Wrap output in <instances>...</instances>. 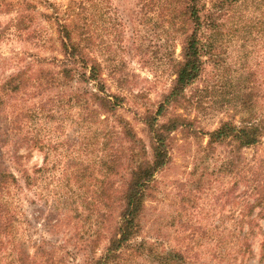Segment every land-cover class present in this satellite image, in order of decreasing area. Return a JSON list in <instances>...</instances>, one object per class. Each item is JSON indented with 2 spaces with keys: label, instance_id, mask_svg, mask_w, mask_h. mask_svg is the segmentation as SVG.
Returning <instances> with one entry per match:
<instances>
[{
  "label": "rangeland",
  "instance_id": "1",
  "mask_svg": "<svg viewBox=\"0 0 264 264\" xmlns=\"http://www.w3.org/2000/svg\"><path fill=\"white\" fill-rule=\"evenodd\" d=\"M184 5L185 0H3L0 5V82L23 68L33 74L32 77L38 76L39 69L57 72L53 65L38 62L61 59V25L73 26L79 7L87 8L91 55L99 62L106 92L122 99L120 109L109 118L108 125L119 129L120 121L126 123L148 147L141 117L153 114L172 86L183 38L191 31L190 22L179 16ZM199 5L201 20L221 24L223 35L214 45V54L202 58L201 72L183 91V100L169 107L164 118H159L162 122L178 114L190 125L169 135V163L155 174L151 192L144 200L139 220L141 230L130 246L136 247L140 241L147 244L139 255L133 247L122 251L121 261L124 262L121 264H156L144 252L148 247L154 248L151 244L161 245L166 250L177 249L185 255V264H219L216 258H219V237L224 232L226 218L234 217L237 211L232 205L239 191L231 188L234 179L217 172L220 159L204 158L198 149L206 142L203 133L223 121L239 122L240 116L234 114L237 108L233 109L239 104L237 95L253 93L256 111L264 112V33L258 24L264 25V0H199ZM77 87V84L72 85V88ZM86 88L91 89V86L86 85ZM56 92L51 90L45 93L43 100L36 96L26 103L47 102L52 98L55 101ZM59 99L63 120L59 126L46 123L48 139L43 140L46 148L17 150L19 155L29 154L22 161L29 173L42 165L43 156L48 171L35 190L17 193L15 233L29 254L33 252L31 243L40 240L54 261L84 264L88 248L84 249L83 241L91 230L83 215L58 214L59 210H54L55 205L61 208L68 200L67 188L59 187L55 180L63 169L71 171L72 163L93 167L95 152L90 157L80 153L77 107ZM50 104L46 108H50ZM5 122L0 120V125ZM9 145L6 149H10ZM122 145L127 147L126 142ZM225 151L223 146L216 148L220 154ZM242 153L246 159L264 158L262 146ZM3 165L8 164L3 162ZM92 169L94 171V167ZM88 182V179L82 182V189H90ZM59 188L62 197H54L52 192ZM71 189L77 191L75 186ZM112 218L116 219V214ZM107 223L111 227V220ZM106 236L107 233L95 245L97 257L106 244ZM257 243L258 238H254L253 257L245 264H257ZM1 255L0 264H4L6 256Z\"/></svg>",
  "mask_w": 264,
  "mask_h": 264
},
{
  "label": "trees",
  "instance_id": "2",
  "mask_svg": "<svg viewBox=\"0 0 264 264\" xmlns=\"http://www.w3.org/2000/svg\"><path fill=\"white\" fill-rule=\"evenodd\" d=\"M2 2L0 0V5ZM199 13V0H185L179 16L190 22L191 31L183 38L172 86L154 113L141 117L148 135V147L136 138L126 123L120 121L119 129L108 125L109 118L120 109L122 99L106 92L99 62L91 55L87 8L79 7L77 22L73 26L61 25V59L38 62L53 65L57 72L39 69L38 76L32 77L33 74L23 68L0 82V120L6 121L0 125V260L3 259L1 254H4V264H57V261L62 264V260H53L51 252L45 250L44 242L40 240L33 241L30 245L33 252L27 253L15 233L17 193L35 190L48 171L47 160L43 156L42 165L29 173L22 163L29 154L19 155L17 150L21 147L26 150L46 148L43 141L48 139L46 123L58 124L63 120L59 98L77 107L81 130L78 137L80 153L90 157L95 152V156L92 160L94 171L89 164L72 163L71 171L63 169L59 173L55 184L67 188L68 200L61 208L59 204L55 205L54 210H59L58 214L74 212L83 215L91 230L83 241L84 249L88 248L84 264H121L124 262L121 261L122 251L130 247L138 255L141 254L147 242L140 241L136 247L130 246V243L141 230L139 220L144 200L151 192L155 174L169 163V135L190 125L184 116L178 114L162 122L159 118H164L169 107L183 100V91L201 72L202 58H210L214 54V45L222 34L221 24L212 20L202 21ZM258 24L264 33V25ZM233 29L235 32L236 29ZM75 84L77 89L72 88ZM86 85H90L91 89ZM65 88L73 91L66 92ZM51 90H57L53 95L55 101L52 98L47 102L39 100L27 105L26 100L36 96L43 100L45 93ZM237 96L239 104L233 109L237 108L234 114L240 116L239 122L223 121L215 129L203 133L206 142L198 151L204 158L220 159L217 172L234 179L231 188L239 190L232 202L233 208L237 209L236 214L226 218L224 232L218 240L219 258H216L219 264H236V261L239 262L237 264H245L253 257L251 244L254 238H258L257 264H264V158L246 159L242 153L256 146L264 148V112L256 111L253 93ZM48 103H51L50 108H46ZM124 142L127 147L122 145ZM8 145L10 149H6ZM219 146L226 148L225 154L216 152ZM3 162L8 165H3ZM85 179H88L90 189H82ZM71 186H75L77 191H73ZM231 188L227 190L228 194ZM52 194L62 197L60 188ZM115 214L116 219H113ZM108 219L112 222L111 227L108 226ZM105 232L108 234L106 244L97 257L95 245L99 238H104ZM151 245L154 248L148 247L144 252L156 264H185V255L177 249L166 250L161 245Z\"/></svg>",
  "mask_w": 264,
  "mask_h": 264
}]
</instances>
